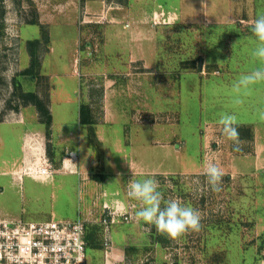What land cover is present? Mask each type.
I'll return each instance as SVG.
<instances>
[{
	"label": "rangeland",
	"instance_id": "374dc122",
	"mask_svg": "<svg viewBox=\"0 0 264 264\" xmlns=\"http://www.w3.org/2000/svg\"><path fill=\"white\" fill-rule=\"evenodd\" d=\"M181 1L0 0V223L83 218L87 264H264V122L255 118L264 83L240 106L227 95L259 66L251 25L264 0ZM155 8L141 37L139 22L117 21ZM32 49L36 74L23 75ZM30 92L53 110L50 131L21 99ZM82 105L92 128L80 123ZM225 111L240 121V152L216 123ZM67 159L76 175L56 176ZM208 160L224 172L219 193L207 185ZM149 177L165 199L200 212L201 231L172 240L136 221L127 186Z\"/></svg>",
	"mask_w": 264,
	"mask_h": 264
},
{
	"label": "clouds",
	"instance_id": "9594fccd",
	"mask_svg": "<svg viewBox=\"0 0 264 264\" xmlns=\"http://www.w3.org/2000/svg\"><path fill=\"white\" fill-rule=\"evenodd\" d=\"M251 32L255 37V48L250 55L253 62H259V66L241 74L227 90L233 106L243 105L245 99L255 91V86L264 83V14L258 15L252 21ZM218 117L216 123L220 126L222 136L232 142L234 151H242L244 141L240 139L238 131L240 121L237 115L225 111L219 113ZM255 118L264 122V108L257 109ZM205 175L212 192L222 191L224 172L218 163L208 160L205 164ZM159 187V182L154 177L129 181L127 196L139 203V208L135 212L136 221L154 226L159 234L172 240H177L189 232L201 231L200 212L190 205H185L178 198L165 199Z\"/></svg>",
	"mask_w": 264,
	"mask_h": 264
},
{
	"label": "built area",
	"instance_id": "2783aa9c",
	"mask_svg": "<svg viewBox=\"0 0 264 264\" xmlns=\"http://www.w3.org/2000/svg\"><path fill=\"white\" fill-rule=\"evenodd\" d=\"M37 173L52 175L48 168ZM108 222L109 218L105 219L104 223ZM86 231L87 220L83 218L0 223V264H87Z\"/></svg>",
	"mask_w": 264,
	"mask_h": 264
},
{
	"label": "crops",
	"instance_id": "0c3cea01",
	"mask_svg": "<svg viewBox=\"0 0 264 264\" xmlns=\"http://www.w3.org/2000/svg\"><path fill=\"white\" fill-rule=\"evenodd\" d=\"M138 1H142V0H138ZM189 1L190 0H182L181 1V5H183V6H186V5H188L189 6ZM131 2V0H129V2L127 3L129 6H130V4H132V3H130ZM221 3V0H211V2H210V4L215 8L217 5H219ZM124 6V5H123ZM123 6H120V8L122 9H125V10H127V8L125 7H123ZM126 6V5H125ZM158 6H161V5H158ZM158 6H157V8H158ZM187 6V7H188ZM89 8H90V4L88 5V10H89ZM200 10V9H199ZM136 12V14L134 15L133 13H130V14H123L122 15V18H119V19H117V21L119 22V23H125V22H128V21H130V20H133V21H136V22H139L138 23V26H135L136 28L135 29H133L134 30V36H143V34H142V32H140L138 29H139V27L140 26H142V25H144V26H146L147 25V22H151L152 20H153V14H156V15H160L161 13L158 11V9H154L152 12H148V11H145V10H142L141 12H139L138 10L137 11H135ZM175 14V16L177 17V19L179 20V19H181L182 17L180 16V15H178V14H176V13H174V12H172V11H169V15H171V17L173 16ZM165 19H167L168 17L165 15V16H163ZM200 18H202V20L204 21L205 19H208L209 21H214L213 20V17H209L207 14H205V13H199V12H197V15L196 16H193L192 18H189V17H183L182 19H183V21L184 20H186V19H188V21H189V19H191V20H196V19H200ZM138 27V28H137ZM120 33H121V35L122 34H124L125 35V32L124 31H119ZM106 101V100H105ZM51 111V114H52V117H53V120H54V115H53V110H50ZM81 123V122H80ZM99 134H101V132H99ZM72 133H71V137L70 138H72ZM98 139H99V142L102 144V146L104 147L105 146V143L106 142H108L107 140V138L105 139L104 137H102V136H98ZM72 169L71 171H69L68 169ZM64 175V176H75L76 175V167L75 166H72V167H70V164H69V161H68V159L64 162V166H63V168H62V170H59V171H57L56 172V176L57 175ZM56 176H55V182H56ZM89 186H88V184L86 183V184H83V186H82V189H83V195L85 196V195H87V196H89ZM79 215V214H78ZM53 218H56L55 216V214H53ZM79 217V216H78ZM61 220H69V219H61ZM75 220H77V219H75ZM112 256L113 257H115V258H120V254L118 253V252H113V254H112Z\"/></svg>",
	"mask_w": 264,
	"mask_h": 264
},
{
	"label": "trees",
	"instance_id": "16d2710c",
	"mask_svg": "<svg viewBox=\"0 0 264 264\" xmlns=\"http://www.w3.org/2000/svg\"><path fill=\"white\" fill-rule=\"evenodd\" d=\"M42 28L45 31V27L42 26ZM43 40L46 43L48 42V33L47 32H44ZM40 43H41L40 40H37L36 42H33L32 44L37 47ZM31 57H32V66H31V68L27 69L23 73V75L34 76L36 74V72L34 71V68L38 67L39 62H38V59L36 57V53H35L34 49L31 50ZM20 97L25 103L32 104L37 108L39 115L41 117L42 123L45 124L47 129L50 131V128L52 125V114H51L50 109L48 108L47 104L37 94H35L33 92L21 94ZM90 110L91 109L87 105L81 106L80 122H81V124H83L85 126H90L92 128V126L95 123H94V120L92 118V114H91ZM92 134H94V133H92Z\"/></svg>",
	"mask_w": 264,
	"mask_h": 264
}]
</instances>
